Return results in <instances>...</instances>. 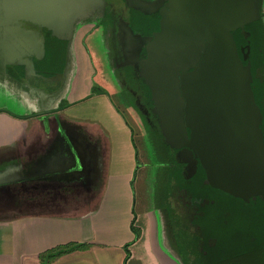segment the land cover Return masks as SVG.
Wrapping results in <instances>:
<instances>
[{"label":"crops","instance_id":"1","mask_svg":"<svg viewBox=\"0 0 264 264\" xmlns=\"http://www.w3.org/2000/svg\"><path fill=\"white\" fill-rule=\"evenodd\" d=\"M82 27L89 28V36L100 31L94 23H76L69 43L74 36L82 41ZM8 43L6 48H12ZM17 53L14 47L12 51L0 47L4 102L0 103V264L193 262L190 254L183 256L181 245L178 251L177 233L168 227L161 208L136 215L133 181L140 164L138 149L130 126L107 92L103 88L92 92L89 84H69L71 67L46 80L35 63L38 73L33 75L25 66L26 56ZM83 71L78 69L75 75H85ZM17 72L23 82L14 75ZM47 118L54 131L42 141L34 125ZM65 127L88 170L87 186L67 190L49 180L24 181L48 157L58 131L64 135ZM70 202L72 212L65 213ZM134 228L140 232L137 238ZM70 244L83 248L56 253ZM192 247L183 248L191 252Z\"/></svg>","mask_w":264,"mask_h":264},{"label":"water","instance_id":"2","mask_svg":"<svg viewBox=\"0 0 264 264\" xmlns=\"http://www.w3.org/2000/svg\"><path fill=\"white\" fill-rule=\"evenodd\" d=\"M93 1L100 0H78L58 28L42 11V7L57 0H0V47L6 49V31H10L6 27L10 23L7 14L13 9V28L22 34L20 37L27 43L24 46L33 52V57L42 60L46 40L41 30L45 28L58 39H66L71 16L84 13ZM161 16V31L148 40V56L139 63V75L151 90L166 141L179 150L188 179L197 174L200 164L212 188L245 203L257 197L264 201V116L252 87L251 45L249 41L242 49V60L234 38L238 29L246 40L250 38L245 28L260 19L257 3L170 0ZM25 22L40 30H26ZM24 32L35 35H23ZM18 42L22 44L21 39ZM33 57L25 64L32 74ZM244 61H248L247 65ZM63 130L64 135L58 131L48 157L24 181L86 185L88 170L83 157L68 131Z\"/></svg>","mask_w":264,"mask_h":264},{"label":"rangeland","instance_id":"3","mask_svg":"<svg viewBox=\"0 0 264 264\" xmlns=\"http://www.w3.org/2000/svg\"><path fill=\"white\" fill-rule=\"evenodd\" d=\"M93 3L102 4L103 6L102 8L99 6L95 7L94 12H87L89 9H86L85 12L83 11L84 13H79V15L74 13L70 21L95 24L105 13L104 23L102 25L101 22V27H98V29L100 28L98 35L90 34L89 36V28L85 30L82 27L81 29L84 31L81 33L82 41L80 42L78 37L74 36L72 43L68 45L65 41L56 43L51 36H49L50 38L45 37L48 42L45 43V57L46 55L47 57L44 60L36 61L37 69L41 72L43 71V74H40L46 80H53L57 77L56 73L58 71L64 70L65 66L67 69L71 67V72L73 73L69 76V84L76 85V87L79 84L85 87L89 84L93 88L92 92H96L99 88H103L107 92L116 109L130 126L138 149L140 164L133 181L136 215H141L144 211L155 210L158 207L161 208L163 214L166 215L168 227L170 226L177 233L178 251L181 245V248L184 249L183 256L190 254L193 260V262L188 264H239L240 262L257 264L254 258L255 254L248 256V252H244L237 257L233 255H235L236 251L240 254V251L246 248V244L241 243V235L245 230L243 227L244 217L259 216L260 208H257L254 204L246 205L243 201L233 199L206 186L205 176L202 172L198 173L192 181L186 179L184 168L178 166V161L181 160V157L174 154L173 151L175 149L166 141L159 116L154 110L148 90L143 85L142 78L139 75L140 64L129 62L132 55L130 54L131 49L128 47L131 43L128 42L129 44H127L124 36L128 35L125 21L134 17L132 11L126 6L124 0H100L93 1ZM260 16L264 24V0H262ZM141 22V20L136 21L138 26ZM251 26H253L252 29L249 27L248 31L251 32L253 30L260 36L259 39L254 40L255 44L257 41L262 40L261 42H263L264 37H261L263 35L260 25L252 24ZM6 27L9 29V26ZM24 27L32 32L30 26L24 25ZM34 29H36L35 31L37 29L40 30L39 27ZM8 33L7 30V43L8 38L11 37ZM25 34L28 36L33 33L24 32L23 35ZM104 34L107 35L106 39ZM99 35L101 39L98 37ZM18 38L21 39L22 44L20 42L16 43L17 41L12 39L14 46L11 44L12 48L6 49L12 51L14 47L15 50H19L18 48L29 50L28 47L24 46L27 43L23 38ZM102 38L104 39L103 41ZM68 40L70 41V39ZM261 42H259L260 46L264 44ZM27 54L29 55V52ZM78 69L79 73L84 70L85 75L86 73L87 75L90 73V75L85 77L83 73L76 74V76L75 72ZM35 71L36 67L33 75L36 74ZM16 74L18 72L14 75ZM18 75V80L23 82L21 75ZM13 78L15 79V77ZM82 88L84 89V87ZM19 101L20 99L18 98L17 102L19 103ZM0 103L4 105L3 100H0ZM34 126L37 127V136L42 141H45L47 135L49 136V133L54 131L51 118H47L42 123L39 122ZM65 129L68 131L66 127ZM47 131L48 134H46ZM54 144L55 142H53L52 148ZM99 183L100 181L97 182V184ZM82 186L84 185L82 184ZM178 189H187L195 200L207 197L216 201L215 207L211 210L212 213L210 212L212 215H208L205 219L196 220L195 223L201 227V230L194 226L193 232H196L195 236L191 235L189 229H186L183 225L190 222L189 219L192 215L187 216L183 212V220L176 208H174L173 196L185 197L184 193L178 192ZM68 193L71 194L70 191L66 192V194ZM74 195H77V193ZM70 196L73 195L68 197ZM72 207V202L66 203L65 213H71ZM167 233L172 240L170 232ZM208 237L217 241V245H212L214 244L213 241L208 244L206 240ZM190 243L193 246L192 251L185 252L183 247L188 246ZM204 248L206 249L203 252L202 249Z\"/></svg>","mask_w":264,"mask_h":264},{"label":"flooded vegetation","instance_id":"4","mask_svg":"<svg viewBox=\"0 0 264 264\" xmlns=\"http://www.w3.org/2000/svg\"><path fill=\"white\" fill-rule=\"evenodd\" d=\"M169 1L170 0H124V2L126 3V6H128L130 8V11H132V13L134 15V17H131L129 20L127 19L128 21H125V23H126L125 26H127V28H128V33H127L128 35L124 36V37H125L127 44L131 43V44H129V47H128L131 49L130 54L132 55L131 60L129 62H131V63L137 62L139 64L141 61H144L145 59H147L148 55H147L146 46H147L148 40L150 38H153L154 34L161 31V20H162L161 12L164 8H166ZM254 1L257 3L258 8H259V12L261 14L262 0H254ZM77 3H78V0H66V1L65 0H57L56 3L52 2V5H50V6L48 5L47 8L45 6L42 7V11L44 12V14H47L46 16L50 21L56 22V23L51 24V25H56L58 28H60L63 26V23L66 22L67 18L70 16L72 7L75 8ZM86 7H87V9H89V10H87V12H94V8L98 7V6L96 4L90 3ZM97 9H99V8H97ZM38 11H40V10H38ZM13 12L14 11L12 9L11 12L7 15L9 16V21H10V23H8V26L10 29V31H8L9 32L8 34L11 36L8 38V40L14 46L12 39L18 41V39H19L18 37H20L21 33L18 34V32H17L18 29L16 27L13 28V24H11V22L14 20L10 19V17H11L10 15H12ZM35 12H36V10H35ZM31 13L34 16H37L32 10H31ZM98 13H100V11H98ZM105 17H106V14L103 13V15L101 16L99 21L95 24L100 26L101 22H102V25H103ZM48 19H47V21H49ZM137 20L142 21L139 24V26L136 23ZM260 20L263 23V20L260 16V19L257 22L252 23V24H257ZM25 23H26L25 25H28L31 27V28L29 27L31 30L38 27L32 23H28V22H25ZM75 24L76 23H74L72 21V23L70 25V29L68 30L66 35H64V36H66V39H64V40L58 39L57 37L53 36V33L51 31L45 29V28H43L41 30V32H42L41 35H44V37H46V38L51 36V38H55L59 41H65V42H67V45H68L69 44L68 39H71ZM252 24L247 25L245 29L248 31L249 30L248 27H250ZM263 26H264V24H263ZM34 30H36V29H34ZM241 35L243 36L241 29H238L234 32V38H235L237 46H238L239 54H240L241 59L243 60L245 54L242 52V49L247 46V44L250 40L249 39L246 40L247 43H241V41H242ZM251 35H252V33H251ZM104 37L106 39L107 35L104 34ZM45 40L47 42V39H45ZM18 49L19 50H16L18 52L17 55L21 54L22 56H26L27 60H29V58L33 57V55H34L33 52L30 50H23L20 48H18ZM251 51H252V49H251ZM28 52H29V55L27 54ZM30 55H32V56H30ZM33 59H36V58L33 57ZM247 63H248V61H244V65H247ZM65 68H66V66H65ZM65 68H64V70H65ZM59 74H57V75H59ZM252 74H253V64H252ZM253 78H254V74H253ZM142 81L144 82L143 79H142ZM151 101H152V98H151ZM152 104L154 105L153 102H152ZM263 116H264V114H263ZM262 128L264 129V120H263ZM188 134H190V130H188ZM173 152H174V154L179 156V150H174ZM182 160L178 161V166L184 168V171L186 174V179L188 181H192L193 178L196 177V175H198V173H201V172L204 173V176H205L204 180L206 181V173L203 170V168L200 166V164L198 167L197 174L192 179H188L187 178V171H186V164ZM52 183H55V182L52 181ZM62 185L64 186L65 189L70 190V189H73L75 186H78L79 183H74L71 185H65V184H62ZM205 185L211 187L207 183V181H206ZM84 186H87V184ZM75 189H76V187H75ZM212 189H214V188H212ZM215 190L226 194L225 192H222L218 189H215ZM178 192L184 193L185 197L181 198V196H178V195L173 196L174 208H176L179 216H181L182 219H183V212L186 213L187 216L192 215L189 219L190 222L187 224H183V225L185 226L186 229H189V232H191L190 233L191 235L195 236L196 232H193V227L196 226L197 228H199L201 230V227L195 223L196 220H198L200 218L205 219L208 217V215H212L211 210L213 209V207H215L216 201L213 199H208L207 197H201L200 199L195 200L194 196H191V193L187 189L186 190H179L178 189ZM226 195L233 198V199L243 201L241 199L234 198L229 194H226ZM187 196H188V198H187ZM246 204H248V205L254 204L257 208H260V211H259L260 214H259V216H256V217H260V218L262 217L264 219V201L262 200L261 197L254 198L251 200L250 203H246ZM256 217H253V218L256 219ZM201 237H202V234H201ZM206 240H207L208 244H210V242H212V241L214 242V244H212V245H215L217 243V241H215L214 239L212 240V238H209V237ZM190 245L192 246L191 243H190ZM253 246L256 247V244H253ZM262 246H264V243L260 244V247H262ZM204 250H205V248L202 249L203 252H204Z\"/></svg>","mask_w":264,"mask_h":264},{"label":"trees","instance_id":"5","mask_svg":"<svg viewBox=\"0 0 264 264\" xmlns=\"http://www.w3.org/2000/svg\"><path fill=\"white\" fill-rule=\"evenodd\" d=\"M254 25H260L261 27V32L262 38L264 37V26L261 20ZM253 26H250V29H252ZM249 29V27H248ZM252 35L249 38L250 40V45H251V54H250V60L253 64V74H254V82L252 84L254 93H255V98L257 104L260 106L263 114H264V44L260 46L261 41H257L256 44L254 40L256 41L257 39L260 38L255 31H251ZM241 43H247L246 39L241 35ZM261 43H264L261 42ZM45 58V57H44ZM44 58L42 60H44ZM36 61H34L35 65ZM36 67V65H35ZM37 71V69H36ZM38 73V71H37ZM143 82V81H142ZM144 87L148 90L149 93V98L151 99V90L150 88L146 85L145 81L143 82ZM246 204V203H245ZM248 205V204H246ZM251 205V204H250ZM243 227L245 228L243 234L241 235V243L246 244V248L243 249V251H240V254L236 251L235 257L238 255H242L244 252H248V256L250 254H255V260L257 264H264V246L260 247V244L264 243V219L261 217H256L253 218L252 216H245L243 220ZM134 232L136 234V238L139 237L140 232L134 228ZM185 239L184 237H182ZM253 244H256V247L253 246ZM219 245V243H218ZM83 246L75 245V244H70L67 246L60 247L58 250H56V253L58 255L61 254H66L71 251L77 250V249H82ZM218 248V247H216ZM215 248V250H216ZM256 248V249H255ZM206 249V248H205ZM255 249V250H254ZM205 251V250H204ZM127 255L129 257L130 252L127 251ZM204 256V255H203ZM237 264V263H236ZM239 264H246L245 262H240ZM253 264V263H252Z\"/></svg>","mask_w":264,"mask_h":264}]
</instances>
